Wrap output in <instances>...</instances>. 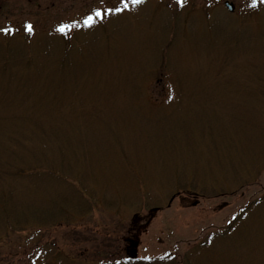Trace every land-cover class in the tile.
<instances>
[{"label":"rangeland","instance_id":"obj_1","mask_svg":"<svg viewBox=\"0 0 264 264\" xmlns=\"http://www.w3.org/2000/svg\"><path fill=\"white\" fill-rule=\"evenodd\" d=\"M128 3L0 0V264H264V0Z\"/></svg>","mask_w":264,"mask_h":264},{"label":"snow or ice","instance_id":"obj_2","mask_svg":"<svg viewBox=\"0 0 264 264\" xmlns=\"http://www.w3.org/2000/svg\"><path fill=\"white\" fill-rule=\"evenodd\" d=\"M143 0H131L132 4H140L142 3ZM178 3H180L181 5H183V3L185 2V0H177ZM258 0H252V6L255 7L257 4ZM120 3L122 5V7H114V8H107V9H101V8H97L92 15H89L85 18L84 20V25L85 26H91L94 23V17H99V18H103V15L108 14V13H112V12H122L125 9L129 8V3L128 0H120ZM26 30L28 32H32L33 28L31 24H26ZM72 25L71 24H62L59 26L58 31L60 32H64L66 29L71 28ZM0 31L5 32V33H11L12 31H14L11 28H0ZM145 259H148V257H145Z\"/></svg>","mask_w":264,"mask_h":264},{"label":"water","instance_id":"obj_3","mask_svg":"<svg viewBox=\"0 0 264 264\" xmlns=\"http://www.w3.org/2000/svg\"><path fill=\"white\" fill-rule=\"evenodd\" d=\"M225 6L228 8L229 11H233L234 10V4L229 2V1L225 2Z\"/></svg>","mask_w":264,"mask_h":264}]
</instances>
